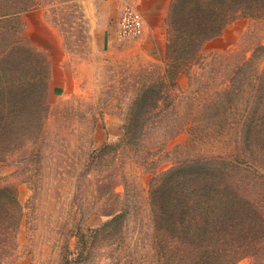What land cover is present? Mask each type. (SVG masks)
<instances>
[{
  "label": "rangeland",
  "instance_id": "rangeland-1",
  "mask_svg": "<svg viewBox=\"0 0 264 264\" xmlns=\"http://www.w3.org/2000/svg\"><path fill=\"white\" fill-rule=\"evenodd\" d=\"M173 1L0 0V13L22 11L0 20V123L28 132L0 137V186L23 207L0 264H172V245L153 226L150 183L178 159L227 154L237 143L231 128L191 145L200 121L188 101L197 105L243 60L254 75L264 71V0H233L224 11L221 0H205L201 22L208 16L219 30L228 20L172 85ZM128 11L143 19L137 35L123 32ZM160 80L164 97L141 144L116 150L135 97ZM245 81L257 89V76ZM256 167L248 196L264 208ZM124 210L123 223L102 229L114 217L107 212ZM252 252L236 264H262Z\"/></svg>",
  "mask_w": 264,
  "mask_h": 264
},
{
  "label": "trees",
  "instance_id": "trees-1",
  "mask_svg": "<svg viewBox=\"0 0 264 264\" xmlns=\"http://www.w3.org/2000/svg\"><path fill=\"white\" fill-rule=\"evenodd\" d=\"M204 1L174 0L172 3V38L168 46L172 52V75L167 78L172 79V85L176 83L174 79L180 67H191L202 45L222 31L228 20L226 15L221 16L219 30H216L218 24L214 26L208 16L201 22L195 11L204 8ZM231 1L221 0L219 7L224 11ZM21 12L0 13V20ZM253 72L259 73L243 60L217 87L203 92L197 105L194 106L197 98L192 99V104L191 99L188 101L191 108L197 109L200 121L189 124L191 145L234 128L237 134L234 148L227 154L178 159L171 170L150 183L153 226L156 235L163 237L165 248L166 244L168 248L172 245V264H236L240 258L253 255V250L262 254L264 264V208L248 196L252 169L257 168L256 164L264 167V71L258 75ZM256 76L259 84L254 90L256 85L250 88L245 79H256ZM31 79L36 82L37 75ZM18 82L22 84L20 79ZM162 83L161 80L152 82L135 97L126 115L123 139L115 146L116 150L123 145L141 144L150 120L147 119L158 114L156 109L164 97ZM231 118L237 121L233 123ZM4 121L0 123V137L12 130L27 129L22 122L16 121L15 126L9 119ZM27 133L21 131L20 135ZM122 212H107L114 217L102 229L123 223L126 211ZM22 216L23 207L15 194L0 186V247L9 245ZM180 253L189 255L185 259L177 257Z\"/></svg>",
  "mask_w": 264,
  "mask_h": 264
},
{
  "label": "built area",
  "instance_id": "built-area-1",
  "mask_svg": "<svg viewBox=\"0 0 264 264\" xmlns=\"http://www.w3.org/2000/svg\"><path fill=\"white\" fill-rule=\"evenodd\" d=\"M122 23L123 32L130 35H137L141 31L143 19L139 13L128 11L125 13Z\"/></svg>",
  "mask_w": 264,
  "mask_h": 264
}]
</instances>
